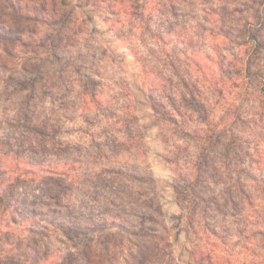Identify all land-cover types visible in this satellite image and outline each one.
Here are the masks:
<instances>
[{"label": "clouds", "instance_id": "1", "mask_svg": "<svg viewBox=\"0 0 264 264\" xmlns=\"http://www.w3.org/2000/svg\"><path fill=\"white\" fill-rule=\"evenodd\" d=\"M0 264H264V0H0Z\"/></svg>", "mask_w": 264, "mask_h": 264}]
</instances>
